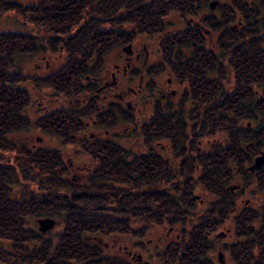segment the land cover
<instances>
[{
  "label": "trees",
  "instance_id": "obj_1",
  "mask_svg": "<svg viewBox=\"0 0 264 264\" xmlns=\"http://www.w3.org/2000/svg\"><path fill=\"white\" fill-rule=\"evenodd\" d=\"M173 2L37 0L28 5L0 0L2 10H16L43 33L42 49L62 58L60 65L47 74H23L16 69L15 57L34 52L37 38L28 32H0V264H152L110 254L108 246L103 245L104 250L95 238L125 235L135 239V247L147 251L146 237L155 227L168 228L155 242L154 247H160L155 264H205L204 230L216 231L223 214L217 200L211 206V219L204 222L196 191L201 187L220 195L224 151L209 156L208 168H169L156 155L155 141L163 136L174 139L176 135L170 120L162 121L157 116L149 118L139 130L133 129L138 142L131 145H124L117 134L113 138L78 136L93 113L97 117L91 125L96 128L115 126L119 117L133 121V115L127 116L120 107V116L114 111L116 106L110 112L100 110L93 95V77L105 66L112 48L133 42L140 34L164 32L163 18L174 8ZM171 39L166 34L160 41L167 60L173 48ZM231 40H226L230 42L227 51L235 54L240 49L246 54L240 61L239 55L235 57L240 66L239 81L254 76L261 81L264 57L251 55V50L261 49L260 40L247 41V48ZM27 81L48 86L59 99L56 107L34 125L55 135L63 146L78 147L75 160L84 164L79 167L84 172L81 175L71 173V159L65 160L62 149L33 148L12 139L13 133L32 124L27 115L31 94L23 85ZM243 85L225 92L221 109L211 113L208 121L211 136L216 130H224L228 134L226 146L231 148L239 139L234 131L249 129L237 124L239 118L249 117L244 100L251 90ZM259 94L261 90L258 98ZM208 96L212 107L220 94L209 88ZM120 137L131 141L126 133ZM81 156L87 160L82 161ZM80 164L75 166L79 172ZM26 183L32 187L27 188ZM44 215L57 216L62 228L41 231L38 219ZM192 219L197 222L191 226ZM172 229H178L177 238L165 243Z\"/></svg>",
  "mask_w": 264,
  "mask_h": 264
},
{
  "label": "flooded vegetation",
  "instance_id": "obj_2",
  "mask_svg": "<svg viewBox=\"0 0 264 264\" xmlns=\"http://www.w3.org/2000/svg\"><path fill=\"white\" fill-rule=\"evenodd\" d=\"M172 5L174 8L163 18L166 23L165 19L170 15L171 28L166 30L165 27L161 34L162 37L168 34L172 38L173 48L170 50L169 60L160 49L161 54L163 53L162 60L147 66L149 47L145 43L139 47V41L135 42L137 39H134L123 45L125 47L129 44L131 47L123 50L126 54L122 66L114 63L110 79L93 77L96 84L93 95L96 100L101 96L111 98L104 109L98 105L100 110L110 112L116 106L114 111L119 113L118 116L122 115L119 107L127 116L133 115L135 105L141 100L142 91L153 86L151 80H144L145 73H151V68H155V75L163 79L156 88L157 96L152 100L146 98L144 102L150 105V118L157 116L162 121L170 120L174 137L176 135L174 139L166 136L157 139L154 146L156 155L173 170L186 166L200 170L210 166L211 154L213 156L217 152L222 153L221 151L225 154L220 162V166L224 167L223 177L219 178L220 195L216 196L204 189L209 195L203 208L206 217L204 222L211 219V206L214 207L217 200L221 203L223 214L216 224V231L204 230V263L218 264L209 256L216 247V240L221 248V263L225 249L230 252L232 264H262L264 163L255 165V162L264 152V76L261 81L254 76L249 81L240 82L238 62L246 54L240 49L235 54L231 49L227 51L230 42L226 43V40L239 41L243 48H247L246 42L251 39L260 40L261 49L251 50V55L264 57V0H174ZM253 47L255 48L254 45ZM238 55L239 61L235 58ZM254 61L253 66L256 64ZM164 74H168L166 80ZM242 85L251 90L244 100L249 109V117L244 120L239 118L237 124L239 128L243 126L249 129L234 131L239 139L237 145L231 148L226 146L228 134L224 130H216L211 136L208 121L211 113L221 109L225 92ZM209 88L220 94L212 107L209 104ZM259 90L261 94L258 102ZM108 132L106 130L104 133ZM218 133L223 136H218ZM89 136L95 138L99 135L91 133ZM164 149L172 154L164 155ZM227 153L230 155L227 156ZM229 232L233 235L232 240L222 241ZM137 259H142V256L139 254Z\"/></svg>",
  "mask_w": 264,
  "mask_h": 264
},
{
  "label": "rangeland",
  "instance_id": "obj_3",
  "mask_svg": "<svg viewBox=\"0 0 264 264\" xmlns=\"http://www.w3.org/2000/svg\"><path fill=\"white\" fill-rule=\"evenodd\" d=\"M20 2H24L25 4L31 5L37 0H16ZM166 21V30L171 28L170 23V15H168L165 19ZM0 32H28L33 35L37 39H35V51L34 52H29L25 54H20L15 57V63H16V69L19 70L23 74H38V75H44L52 70L56 69L59 65L60 62L62 61L61 57H58L57 55L51 53L49 50L42 49V44H45V37H43V33L37 29L36 25L34 23H31L26 20V18L23 17L22 14L17 13L16 10H8L4 11L0 8ZM162 32L157 33V34H140L137 35V41L138 45L140 44L139 47H142V45L145 43L149 47V60L147 62V66L150 65V63H159V61L162 60L163 53L161 54L160 49V41L162 39ZM43 38V39H42ZM123 47V46H122ZM121 46H116L112 48L107 56L105 57V66L103 69L98 73L97 77H105V79H110L111 78V71L114 70V63L120 64L121 66L124 63V56L126 53H124L123 49ZM162 51V49H161ZM142 63V59L140 64ZM155 68H151V73H145V81H152L153 86L151 89L144 90L142 91L141 95V100L140 102L135 105V109L133 110V121H125L122 119V117H119L118 122L116 123L115 126H111L108 129L104 128H96L93 124L91 123L96 119V113H93L91 117H88L86 119L87 127L86 129L80 133L78 136L83 137V136H89L91 133L99 135L98 137L101 138H113L114 134L119 135L118 140H121V142L124 145H131L133 141L138 142V138H136V134H134L133 129L136 127L137 130H139L140 126L148 121L150 118L151 114V108L150 105L146 104L144 100L146 98H149L152 100L154 97L157 96L156 94V88L159 87V83L163 78H158L155 73H154ZM231 76V75H230ZM168 78V74H164V80ZM137 83V82H136ZM24 87H26L30 91V97H31V104L28 107V113L27 115L30 117L31 121V126L25 130H20L18 132L13 133L11 135L12 139L16 142L23 143L25 145H29L30 147L37 148L39 146H44V147H50V148H56V149H62L63 152L65 153V160L68 161V158L71 159V166L73 167L72 172L73 174H76L77 176L81 175L83 172L82 168L83 165L78 163V160H75V155L77 152V148L74 145H62V142L55 137V135L46 132L44 130H41L37 128L34 123L37 121L40 116L44 115L45 113L47 114L48 110L50 108L56 107V105L59 103V99L57 98L56 95H54V92L51 88L48 86H44L43 84H40L38 86L36 83L33 81H27L26 83L23 84ZM232 86V85H231ZM173 87H175L173 85ZM170 89H168L169 91ZM111 99V98H110ZM110 99H105L104 97H100L97 99L98 105L101 107V109H104L107 104L109 103ZM61 101V99H60ZM141 108V110H140ZM120 116V115H119ZM108 130V134L104 133ZM128 134L129 138L131 141H127L122 139L120 136L122 134ZM218 136H223L222 134L218 133ZM164 155H171L172 152H166V149L163 151ZM86 156H81L82 161H86L87 157ZM72 163H74L72 165ZM80 164V166H77L80 170H76L75 166ZM28 184V185H27ZM27 188H31L32 184L26 183ZM197 194L198 198L200 200V203L198 204V210L201 208H204L206 206V202L209 199V195L206 194L204 189H197ZM202 200V202H201ZM204 201V202H203ZM45 216V215H44ZM42 216V217H44ZM51 217L55 218L56 223L51 230H60L62 228V222L61 220L58 219L57 216L50 215ZM196 220H191L190 225L192 226ZM197 222V221H196ZM39 224V223H38ZM142 223H136L135 225H139ZM167 227H155L153 228L148 236V244H149V249L147 251H142L139 248L134 246L135 239L125 236V235H118L114 236L112 238H95V242H97L100 247H102L105 250V247L103 245H107L109 249L110 254H115V255H120L124 256L125 259L131 260V258H137V256L140 254L142 256V261H149L153 262L152 264H155L158 260L157 256V249H160V247H154L155 242L158 238H160L165 230H167ZM178 229H172L169 230L166 238L164 239V242L167 243L170 240H175L177 238ZM163 237V236H162ZM233 238V235L229 232V234L226 236V239H223L222 241H231ZM215 241V249L212 250L209 254V256L216 261L218 264H232V258L230 255V252L228 250H223V263L219 261V243L218 241ZM129 252H131L129 254Z\"/></svg>",
  "mask_w": 264,
  "mask_h": 264
},
{
  "label": "water",
  "instance_id": "obj_4",
  "mask_svg": "<svg viewBox=\"0 0 264 264\" xmlns=\"http://www.w3.org/2000/svg\"><path fill=\"white\" fill-rule=\"evenodd\" d=\"M128 47H131V45L125 46L124 49L126 50ZM262 163H264V152L256 158L255 165ZM38 222H39V229L41 231H48L51 228H53V226L56 223V220L52 217H42L38 219Z\"/></svg>",
  "mask_w": 264,
  "mask_h": 264
}]
</instances>
